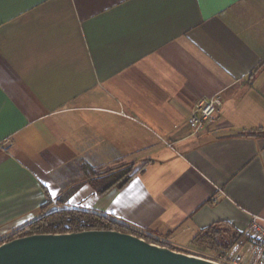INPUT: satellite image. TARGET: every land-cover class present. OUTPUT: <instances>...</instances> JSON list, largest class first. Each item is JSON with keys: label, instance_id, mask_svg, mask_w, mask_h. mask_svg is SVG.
I'll use <instances>...</instances> for the list:
<instances>
[{"label": "crops", "instance_id": "crops-1", "mask_svg": "<svg viewBox=\"0 0 264 264\" xmlns=\"http://www.w3.org/2000/svg\"><path fill=\"white\" fill-rule=\"evenodd\" d=\"M85 165L139 171L100 194ZM44 206L203 257L204 229L246 234L264 217V0H0V241Z\"/></svg>", "mask_w": 264, "mask_h": 264}, {"label": "water", "instance_id": "water-1", "mask_svg": "<svg viewBox=\"0 0 264 264\" xmlns=\"http://www.w3.org/2000/svg\"><path fill=\"white\" fill-rule=\"evenodd\" d=\"M0 264H221L117 230L17 237L0 244Z\"/></svg>", "mask_w": 264, "mask_h": 264}, {"label": "trees", "instance_id": "trees-1", "mask_svg": "<svg viewBox=\"0 0 264 264\" xmlns=\"http://www.w3.org/2000/svg\"><path fill=\"white\" fill-rule=\"evenodd\" d=\"M132 167V165L121 166L119 168L109 170L107 173L98 175V171L94 168L89 165L84 166L85 172L90 180H97L100 183L98 188L100 194L108 192L115 186L120 188L125 186L139 171L133 172ZM93 229L117 230L132 233L155 243L150 236L132 229L131 227L106 215L79 208L63 207L52 210L44 206L41 209V215L36 220L27 224L6 240L0 241V244L17 237L32 234L79 232ZM246 238L245 232L240 231L235 227H231L229 225H214L204 229L201 233L196 235L193 239V243L202 247L210 248L215 251L216 254H220L230 249L236 243L245 241Z\"/></svg>", "mask_w": 264, "mask_h": 264}, {"label": "built area", "instance_id": "built-area-1", "mask_svg": "<svg viewBox=\"0 0 264 264\" xmlns=\"http://www.w3.org/2000/svg\"><path fill=\"white\" fill-rule=\"evenodd\" d=\"M222 105V96L219 94L200 100L190 117L196 131L204 129L220 113ZM246 237L245 241L236 243L223 253H215L216 256L209 259L221 264H264V217L251 216Z\"/></svg>", "mask_w": 264, "mask_h": 264}, {"label": "rangeland", "instance_id": "rangeland-1", "mask_svg": "<svg viewBox=\"0 0 264 264\" xmlns=\"http://www.w3.org/2000/svg\"><path fill=\"white\" fill-rule=\"evenodd\" d=\"M53 209H57V207H54V208H52V210ZM59 209V208H58ZM200 254H202V255H204V256H206V257H208V258H214V256H216L215 255V252H213L212 250L210 251V250H208V249H204V250H202L201 252H200Z\"/></svg>", "mask_w": 264, "mask_h": 264}]
</instances>
